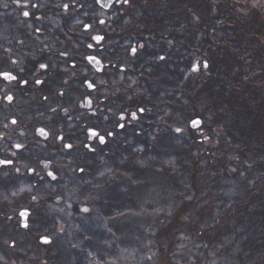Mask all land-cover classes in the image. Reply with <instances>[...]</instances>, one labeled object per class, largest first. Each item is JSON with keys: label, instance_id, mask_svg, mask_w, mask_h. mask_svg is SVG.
Segmentation results:
<instances>
[{"label": "flooded vegetation", "instance_id": "af4514ba", "mask_svg": "<svg viewBox=\"0 0 264 264\" xmlns=\"http://www.w3.org/2000/svg\"><path fill=\"white\" fill-rule=\"evenodd\" d=\"M32 2L44 5L36 10L29 9V11H33L36 15L43 17L39 23L33 25V27L42 29L41 34L34 33L32 28L27 26L32 21L26 22L25 18L20 14V10L12 4L11 0H0V52L5 47L9 48L11 54L18 59L26 61L32 56H38L40 48L48 45L49 51L45 55L51 58L52 63L62 68L68 67L67 73H59V75L63 76L64 79H68L69 84L64 86L66 95L63 98L50 95L48 101H43L39 92L34 93L29 90L25 93L14 90L16 98L12 105L7 106L0 103V132L8 133L5 139L0 140V149H3L0 151V157L7 154L13 143H22L26 146V149L22 150L14 158L16 166L21 168V173L17 176L13 171V179L11 181L0 182V213L12 215L13 209L18 213L21 206L34 209V214L31 217L34 223L30 230L17 226L18 216L11 221L0 216V257H3V259H0V264H33L32 247L34 235L39 239L41 234L50 235L55 234L57 231L60 234L67 232V230L62 233L59 231L61 225L64 226V230H73V224L79 223L80 219L76 215L84 214L80 212V200L83 199L82 193L85 195L88 188L93 191V189L101 187L102 182H97L95 172L98 161L107 165L114 153L121 152L117 146L121 144L124 147V145L130 143V141L124 140V135L128 134L131 129H135V132L142 134L145 131L140 128L154 127L156 129L161 125L166 126L168 123L165 119L164 122H161V113L165 104L169 105L171 112L175 110L177 85H193L189 80L187 81L191 75L192 65L189 62V58L187 65L183 69L181 68V75L184 78L188 77L186 79L187 82H177L176 72L178 70H176V62L174 60L176 56L175 48L167 42L170 38H168L167 33L163 32V28L154 23V20L151 21L152 25L147 22L143 24L140 21H137L138 23L134 25L130 24L129 22L133 20L124 17V15L128 14L125 11L127 7L120 8V11H117L116 8L101 10L95 5L91 8L85 7L82 9L79 16H77L78 19L91 22L94 18L93 9H95L97 12L103 11L104 15L102 18L107 21L105 26L97 25L96 28L98 32H101L106 37L103 49H98V51L102 62L109 65L105 72L98 73L91 66H86V62L81 60L82 54L91 50L81 44L84 37L80 33V26L76 25L74 20L66 23L63 13L58 15L59 10L51 7L50 0H32ZM81 2L92 4V0H81ZM4 4L8 6L3 7ZM84 12H87L88 15L85 16ZM144 30L146 31L145 33ZM19 39L24 40L23 45L17 43ZM141 43L145 45L143 49H139V44ZM146 43L152 44V49H149ZM131 45L138 47L136 58L143 62V52L148 56L153 55L155 69L150 70L145 62L140 65L134 63L136 59L132 58L126 51ZM165 46L168 47L169 51L166 50ZM61 50H66L70 53V59L67 63L64 62L63 58L58 57V52ZM160 55L165 56L166 59L163 61L159 60L157 57ZM73 59L76 61L75 70L70 67ZM113 64L117 65V67H111ZM119 66H123L126 71L119 72ZM74 72L75 75H73ZM85 74L88 79L94 80L97 86V91L92 93V109L79 107L82 97L87 94V90L79 84V81L85 78ZM56 76L57 73L53 72L50 78H55ZM128 77L134 79L135 83L133 85H137V88L141 89L142 92H137V97L131 102L127 100V91H130L133 85L127 82ZM102 79L106 80L107 83L101 84L100 81ZM59 83L60 81L58 80L57 84ZM155 88L154 96L153 91ZM116 89H119V91L116 92ZM57 90L53 85H49V92H56ZM98 101H103V103ZM130 104H140V106L147 109L139 121L120 131L115 139L109 140L107 146H99L95 153H89L83 149L81 141L84 140V132L80 125L94 124L101 129L111 127L114 117L107 109L112 108L118 114L121 107L129 106ZM50 107H57L58 114H53L49 110ZM61 108L69 109L72 119H62L64 113L60 111ZM93 110L97 112L95 116L91 115ZM104 115L109 116L108 121L103 119ZM12 117L18 119L20 127L14 128V130L11 126L9 130L3 129V122L10 120ZM54 120L59 122L54 123ZM170 122L173 123L174 121L170 118ZM171 125L170 130L176 127V125ZM34 126L53 128L68 138L67 142L81 146L68 153L60 151V145L52 140L46 142V147L43 141L37 144L36 141L40 140V138L33 137ZM21 130H25L27 134L20 136ZM49 158L57 166V174L59 176L57 181H50L49 178H46L45 181L38 182L35 176L27 174L25 166L36 167L38 159ZM69 160L74 161L73 167L79 165L85 168L84 173L88 176L83 178L84 184L81 185L80 178L82 173L71 171L69 168L59 167L61 164H67ZM106 181L105 187H109L110 180L106 178ZM96 182L97 184L100 183L99 187H97ZM21 188L24 191H21ZM32 196L37 197L36 202L31 200ZM88 198H85V205H82L88 207L86 204ZM5 241L8 243L15 241V247L9 248ZM55 248L59 249L61 245L53 241L50 249L53 250ZM45 259H43L44 264H57L61 261L58 258Z\"/></svg>", "mask_w": 264, "mask_h": 264}, {"label": "trees", "instance_id": "16d2710c", "mask_svg": "<svg viewBox=\"0 0 264 264\" xmlns=\"http://www.w3.org/2000/svg\"><path fill=\"white\" fill-rule=\"evenodd\" d=\"M139 1V5L134 10H130L131 6L125 8L128 14L124 17L132 19V15L138 16L132 11L139 10L141 14L137 21L152 25L151 21L154 20L155 24L163 28V32L167 33L172 41L171 46L175 48L176 70L179 71L185 67L188 58L200 62V72L191 73L189 77L190 79L193 76V85H190L193 94L186 95L187 89L180 85H177L176 91L181 88L185 96L190 95L194 115L208 118L211 121H205L212 126L204 125V130L216 125L222 129L221 135L217 136L218 147L216 149L205 151L201 145L191 141V146L186 150L181 146L178 148V152L183 154L177 153L180 157L189 154L194 168L191 178H185L184 181H188V184L195 182L197 184L198 180L201 181L199 184L205 185V193L209 191L211 195L215 192L217 198L221 195L224 199L223 207L226 210L232 209L217 212L215 216L209 214V221L203 222L209 225L203 230L207 231L203 243L212 247L219 234L223 236L226 229H233L235 233L234 250L229 254L226 250L223 251L228 258L223 259L221 264H264V6L258 5L257 8L252 9L250 8L251 0H249V5L237 11L232 7L233 0H215V2L214 0ZM165 48L168 50L167 46ZM205 60L209 63L208 69L202 67ZM151 62L155 69L154 58ZM177 75L183 77L181 71ZM155 92L156 88L153 91L154 96ZM181 105L176 98V107H181ZM164 107H169V105L165 104ZM161 114L164 115L163 110ZM170 118L172 119L171 116L166 119L167 123H171ZM164 119L165 117H161V122H164ZM171 132L176 138L180 137L179 133L172 130ZM153 159L157 161V164H163L164 159H161L162 161L158 158ZM176 161L180 165L167 166L172 173L176 169L184 170L178 158ZM233 168L236 171L233 172L231 170ZM184 171L187 175V171ZM181 175L184 174L181 173ZM144 180V178L142 180L140 177H134L132 182H136L135 185L144 182L143 186H152L156 189L157 186L153 185V178H149L148 181ZM143 186L140 189L144 191L147 187ZM222 191L226 193L227 199ZM121 192L124 193V190L122 189ZM140 193H142L141 190ZM132 196L134 195L129 197ZM142 202L144 199L139 198L138 204ZM152 203V205L157 204L164 207L167 201ZM90 206L91 211L82 215L87 218L84 219L81 230L85 236L91 231L92 237H96L98 246L97 237H103L104 233L97 234L93 230L94 227L89 228L93 220L88 216H92L93 208L95 207L98 213L104 214L102 220L108 219L110 222L120 219L122 215L110 213L112 208L108 210L107 206L100 209L93 203ZM122 212L123 207L119 213ZM113 215L117 217L114 218ZM173 217H176L175 213ZM126 218L127 216L124 220ZM197 222L183 229L189 233L188 231L196 229L194 226L198 224ZM84 226L88 228L84 229ZM98 228L95 227V230H101ZM35 238L37 240V237ZM87 238L90 239V237ZM127 245L129 244H122L124 252L132 255L129 251L134 245ZM62 248L57 249L60 253L58 256L63 261L62 264H73L71 258L68 257L72 251ZM74 249H78V246ZM64 250H66V255L63 253ZM105 257L103 255L101 257L100 254V259L96 264H99V260H104Z\"/></svg>", "mask_w": 264, "mask_h": 264}, {"label": "rangeland", "instance_id": "374dc122", "mask_svg": "<svg viewBox=\"0 0 264 264\" xmlns=\"http://www.w3.org/2000/svg\"><path fill=\"white\" fill-rule=\"evenodd\" d=\"M138 3H140L139 0H132L130 10L136 9L137 5H139ZM132 12L138 15L135 16L131 14L133 21L129 23L134 25L138 23L137 20L140 18L141 13L139 10ZM146 44L149 49H152V44ZM142 55L148 67L154 69V65H152L150 60V58H153V55L148 56L145 52H143ZM132 58L136 59L134 63L138 65L144 63L136 57ZM189 62L200 64L198 60L191 59ZM180 71L181 70L176 72L177 82H187L188 79L186 81L184 77H179L180 75H177ZM189 81L193 83V76ZM127 82L132 85L135 83L134 79L131 77H128ZM180 86L187 89L186 95L193 94V89L189 85ZM179 91H177V99L182 104L181 107H176L177 109L172 112L169 107L163 108L164 115H162V117H165L166 120L171 116L174 121L173 123H168L166 126L161 125L156 129H154V127L140 128L145 132L139 135H136V132H133L134 130L131 129L128 134L124 135V140L130 141V143L124 145V147L121 144L117 146L121 152L114 153L112 157L107 155L111 158L107 165L101 164L98 161L95 172L97 182H102L101 187L97 188V190L95 189L94 192H91L90 188L86 189V194L83 195L82 193L83 199L80 200L81 207L85 205V198L87 197H89L92 203L97 205L99 209L106 206L108 210L112 208L110 213L114 215H118L120 209L123 207L122 217L112 222H110V220L105 222L106 219L102 220L104 214L98 213L99 211H97L95 207L93 208V214L91 213L92 216H88V218L92 217L93 220L89 228L91 229L94 227L93 230L96 231L97 234L104 233L103 237H97L98 246L96 237H92L91 231L86 235L90 237V239L86 240V236L81 229L84 219L87 217L81 214L76 215L80 219L79 223L73 224V230H64L70 232L60 234L57 231L55 234H50L55 242L56 238H58V243L61 245V248L63 247L62 249H70V251H72L68 257L71 258L73 264H93L92 260L100 259V254L101 257L102 255L106 257L105 260H100L99 264H190L193 260H199V264H221L223 259L228 258L223 254V251L226 250L229 254L234 250L235 233L233 229H226L223 236L219 234L215 244H212V247L207 246V248L204 247L203 243L207 231H203V234L200 235L197 232L196 226H194L196 229L194 228V230L188 231L189 233H186L183 229L187 227L181 222V212L184 211V209H188L190 214L194 209L202 222L209 221L210 213L215 216L217 212L231 211L232 209L226 210L223 207L224 199L221 195L217 198L215 192H212L211 195H209V191L205 193V185L199 184L201 181L198 180L197 184L196 182L188 184V181H184L185 178H191L194 168L189 154L185 157L177 155V153L183 154L182 152H178V148L181 146L186 150L191 146V141L194 142V140L187 132L183 134L179 133L180 137L176 138L175 134L171 132L169 128L171 124L184 127V122L188 117L197 115H194V111L192 110V102L189 98L190 95L185 96L181 88H179ZM137 92H141V89L137 88V85H133V88L127 91L128 97L131 96L132 100L135 99V97H137ZM188 107H190V109ZM203 120V126H212L208 122H205L206 120L211 122L208 118H203ZM221 130L219 125L213 128H206L204 131L206 133H211V141L198 144L201 145V148L205 151L206 149H216V147H218L217 136L221 135ZM141 148H143V151L140 150ZM171 155H173V157H171ZM153 158H158L160 161L164 159L162 161L163 164H157V161ZM176 158L182 163L183 169L187 171V175H185L184 170L176 169V171L172 173L168 168L180 165L176 161ZM181 173H183L185 177L181 175ZM85 176L88 175L82 173L80 178L81 185L85 183V181H83ZM134 177H140L142 180L144 178V181L153 178V185L157 187L155 189L152 186L144 185L147 189L144 188L143 191V189L140 188L143 186L144 182L135 185L136 182H132ZM106 178L110 180L109 187H105L107 183ZM99 184L100 183L97 184V187H99ZM122 189L124 193L121 192ZM140 190L142 191V193H140L141 195L139 194ZM155 191L156 193H154ZM129 193L134 196L129 197L131 196ZM202 193L204 194L203 196ZM222 194L226 198V193L222 191ZM39 195L41 194L39 193ZM184 197H191V200H185ZM139 198L142 200L144 199V202L138 204ZM112 199L114 201H112ZM151 201L154 203L167 201V204L164 207L163 205H152L153 203ZM181 201H183L182 204ZM178 206L179 211L177 210ZM236 210L239 211V209ZM174 213L176 217H173ZM126 216L127 218L124 220ZM115 217L117 216H114V218ZM200 221L197 223L199 224ZM95 223H97V226H95ZM95 227H99L98 229L101 230H95ZM87 228L88 226H84V229ZM109 228L111 231L108 230ZM120 242H122V244H129L127 246L134 245L129 251L132 255H128L124 252V247H122ZM73 245H75V247L78 246V249L75 250ZM99 245H101V247H99ZM197 245H199V247H197ZM50 248L51 244L42 245L33 241V264H44L43 259L45 258H58L60 260V256H58L59 251L56 248L53 250ZM65 252L66 250L63 251L64 254ZM148 256H152L153 259L149 261L147 259ZM60 264H62L61 261Z\"/></svg>", "mask_w": 264, "mask_h": 264}, {"label": "snow or ice", "instance_id": "6c2138e0", "mask_svg": "<svg viewBox=\"0 0 264 264\" xmlns=\"http://www.w3.org/2000/svg\"><path fill=\"white\" fill-rule=\"evenodd\" d=\"M11 2L16 6L17 9L20 10V14L25 18L26 22L29 20L32 21V23H28L27 26L32 28L34 33L41 34L42 29L40 27H33V25L39 23L43 17L41 15H36V13L33 11H29V9L36 10L43 7L44 5L40 3H34L32 0H11ZM50 3L52 8L59 10L57 13L58 15L63 13L64 17L66 18V23H70L74 20L75 24L80 26V33H82L84 37V39L81 41V44L88 50H91L90 52L83 53L81 60L86 62V66H91L95 72H105L109 65H106L102 62L98 49H103V43L106 37L104 34L96 30L97 25L105 26L107 24V21L102 18L104 15L103 11L97 12L95 9H93L94 18L91 20V22H85L81 19H78L77 16H79L82 9L85 7L91 8L93 5L98 6L101 10L116 8L117 11H120V8L130 6L132 0H92V4H84L81 2V0H50ZM247 5H249V0H233L232 7H234L237 11H240ZM258 5L264 6V0H251L250 8L255 9ZM7 6V4L3 5V7ZM84 15L87 16L88 13L84 12ZM17 43L23 45L24 40L19 39L17 40ZM168 43L171 44L172 41L170 40ZM144 47L145 45L143 43L139 44V49H143ZM47 51H49V46L44 45L40 48V54L38 56H32L30 59L25 61L18 59L16 56L11 54V50L9 48H3V51L0 52V103H3L7 106L12 105L16 98L14 90L25 93L29 90H32L34 93L39 92L43 101H48L50 95H56L59 98H63L66 95L64 86L69 84V80L64 79L63 76L59 75V73H67L68 67L62 68L59 65L52 63L51 58L45 55ZM126 51L131 57H136L138 55V47L136 45H131L128 49H126ZM58 57L63 58L64 62L67 63V61L70 59V53L69 51L61 50L58 52ZM157 58L161 61L166 59V57L163 55H160ZM70 67L75 70L76 61L74 59L72 60ZM111 67L116 68L117 65L113 64ZM202 67L203 69L209 68V63L207 60L203 61ZM200 69L201 66L198 63L191 65V73H199ZM118 70L119 72L126 71L123 66H119ZM53 72H56L57 76L55 78H50ZM73 75H75V72ZM187 78L188 77L186 76L185 79ZM58 80L60 81L59 84H57ZM100 83L106 84L107 81L102 79ZM79 84L81 87H84L87 90V94L82 97L79 107L82 109H92V93L97 91L96 82L94 80L88 79L85 74V78L80 80ZM49 85H53L58 90L56 92H49ZM115 91L118 92L119 89H116ZM105 98L107 99V97ZM127 100L131 102L132 97H127ZM98 102L103 103V101ZM49 110L53 114H58L57 107H50ZM60 111L64 113V117H62V119H72V116L69 114V109L61 108ZM107 111L114 117L111 127L101 129L94 124L80 125L84 132V140L81 141V145L83 149L89 153H95L99 146H107L109 140L115 139L120 131H123L126 127L132 126L135 124V122L139 121L147 109L137 104H130L129 106L121 107L118 114L114 112L112 108H108ZM96 114V110H93L91 113L93 116ZM103 119L108 121L109 116L104 115ZM53 122L58 123L59 121L54 120ZM184 123V127H175L172 130L180 134L187 132L196 143H205L211 141V133H206L204 131V120L201 116H190ZM10 126L13 130L14 128L20 127V123L16 117H12L10 120H7L2 124V127L5 130H9ZM26 134L27 133L25 130H21L19 133L20 136H25ZM7 135V132H0V140L5 139ZM32 135L33 137L40 138V140L36 141L37 144L43 141L45 142L44 146L46 147V142L52 140L53 142L60 145V151H65L68 153L73 152L76 147L81 146L74 145L72 142H67L68 138H66L61 132H57L53 128L47 126H34V132ZM136 135H139V132H136ZM25 149L26 146L24 144L13 143L8 149L7 154L3 157H0V182L11 181L13 179V171L17 176L21 173V168L16 166L14 158ZM2 150L3 149H0V151ZM140 150L143 151V148ZM73 164L74 161L69 160L67 164H61L59 167L69 168L71 171L79 173L85 172L84 167L79 165H75L73 167ZM25 167L27 174L30 176H35L38 182H43L46 178H49L50 181H57L59 179L57 174V166L50 158L38 159L36 167ZM231 170L233 172L236 171L235 168ZM241 175H243V173H241ZM21 191H24V189L21 188ZM184 199L190 201L191 197H184ZM31 200L36 202L37 197L32 196ZM182 203L183 201H181V204ZM69 207H71V205H69ZM177 210L179 211V206L177 207ZM90 211V208L87 206L80 208V212L84 214H88ZM33 214L34 209L21 206L18 213L15 209H13L12 215L0 213V216H3L8 221H11L14 217L18 216L17 226L25 230H30L32 224L34 223V221L31 220ZM118 215H123V213H118ZM181 218V222L184 226L193 225L196 221H200V217L194 209L192 210L191 214L189 213L188 209H184V211L181 212ZM196 227L198 234L202 235L203 230L209 227V225L203 224V222L200 221ZM108 230L111 231L110 228ZM59 231L61 233L64 231L63 225L60 226ZM52 242V238L48 234H42L39 236V243L42 245H50ZM5 243L8 244L9 248L15 247V241L11 243L5 241ZM73 247H75V245H73ZM197 247H199V245H197ZM204 247L207 248V244H205ZM0 259H3V257H0ZM147 259L151 261L153 257L148 256ZM191 264H199V260H194L191 262Z\"/></svg>", "mask_w": 264, "mask_h": 264}]
</instances>
